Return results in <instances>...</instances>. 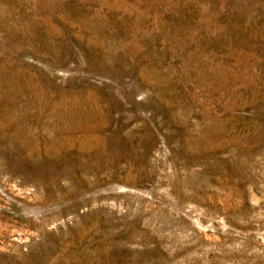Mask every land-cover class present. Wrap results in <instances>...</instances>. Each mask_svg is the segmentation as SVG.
<instances>
[{
    "label": "rangeland",
    "instance_id": "rangeland-1",
    "mask_svg": "<svg viewBox=\"0 0 264 264\" xmlns=\"http://www.w3.org/2000/svg\"><path fill=\"white\" fill-rule=\"evenodd\" d=\"M0 264H264V0H0Z\"/></svg>",
    "mask_w": 264,
    "mask_h": 264
},
{
    "label": "bare ground",
    "instance_id": "bare-ground-1",
    "mask_svg": "<svg viewBox=\"0 0 264 264\" xmlns=\"http://www.w3.org/2000/svg\"><path fill=\"white\" fill-rule=\"evenodd\" d=\"M32 146V145H31ZM81 146V145H80ZM41 170V169H40Z\"/></svg>",
    "mask_w": 264,
    "mask_h": 264
}]
</instances>
